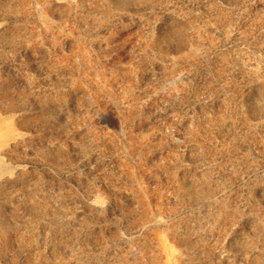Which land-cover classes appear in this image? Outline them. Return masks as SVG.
Listing matches in <instances>:
<instances>
[{
  "label": "rangeland",
  "instance_id": "obj_1",
  "mask_svg": "<svg viewBox=\"0 0 264 264\" xmlns=\"http://www.w3.org/2000/svg\"><path fill=\"white\" fill-rule=\"evenodd\" d=\"M0 264H264V0H0Z\"/></svg>",
  "mask_w": 264,
  "mask_h": 264
}]
</instances>
